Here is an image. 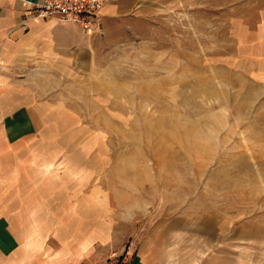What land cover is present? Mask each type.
Masks as SVG:
<instances>
[{"label":"rangeland","instance_id":"374dc122","mask_svg":"<svg viewBox=\"0 0 264 264\" xmlns=\"http://www.w3.org/2000/svg\"><path fill=\"white\" fill-rule=\"evenodd\" d=\"M112 37L57 78L59 104H32L47 144L16 149L26 257L108 264L151 235L166 252L175 218L264 231V0H158Z\"/></svg>","mask_w":264,"mask_h":264},{"label":"crops","instance_id":"0c3cea01","mask_svg":"<svg viewBox=\"0 0 264 264\" xmlns=\"http://www.w3.org/2000/svg\"><path fill=\"white\" fill-rule=\"evenodd\" d=\"M41 2L0 0V264H75L40 260V250L33 245L26 257L16 149L25 154L47 144L45 120L32 104H59L47 93L63 90L55 83L64 70L87 69L113 43L114 29L132 27L158 4V0H106L99 11V28L87 34L73 22L32 18L33 5ZM183 220H169L163 240L166 252L154 235L143 237L131 246L129 264H254L253 242L264 243V231L256 230L252 222L224 232L207 229L202 221L195 231L187 229ZM23 251L25 259L5 260Z\"/></svg>","mask_w":264,"mask_h":264},{"label":"built area","instance_id":"2783aa9c","mask_svg":"<svg viewBox=\"0 0 264 264\" xmlns=\"http://www.w3.org/2000/svg\"><path fill=\"white\" fill-rule=\"evenodd\" d=\"M105 2L106 0H43L33 5L31 16L73 22L89 34L99 28V11ZM131 258V246L128 245L122 253L113 256L108 264H129Z\"/></svg>","mask_w":264,"mask_h":264}]
</instances>
